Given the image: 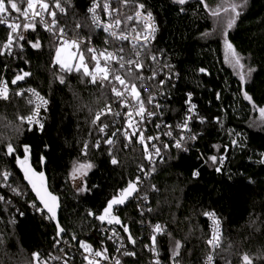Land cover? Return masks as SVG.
Instances as JSON below:
<instances>
[{
  "label": "trees",
  "instance_id": "obj_1",
  "mask_svg": "<svg viewBox=\"0 0 264 264\" xmlns=\"http://www.w3.org/2000/svg\"><path fill=\"white\" fill-rule=\"evenodd\" d=\"M93 2L67 0V14L62 22L72 35L75 31L79 37H103L94 28L81 27L78 31L75 27L77 23L91 24L88 8ZM138 2L145 5L144 11L151 12L158 24L157 36L147 55L161 58L178 78L168 104L167 120L181 122L188 93L193 94L197 105L192 126V132L197 134L196 142L187 153L173 147L168 149L165 160L156 166L144 187L153 208L148 218L150 224L159 223L166 229L157 236L163 264H172L170 257L176 241L182 244L176 257L179 264L203 263L210 252L207 244L210 227L205 212H214L223 223L215 264H243L244 254L253 258L254 264H264V260L256 259L264 252V125L260 129L251 127L259 108L264 107V0H250L228 31V40L236 52L255 69L243 87L225 63L223 42L215 36L217 17H212L199 0H189L183 6L173 0ZM205 2L209 9H215L221 0ZM135 10L129 6L121 12L125 17ZM7 35V30L0 26V45ZM37 39L41 42L40 49L25 42L26 49L12 59L0 55V78L5 71L9 82L18 72L31 73L17 88L9 84V100H0V139L13 145L31 146L33 167L38 172L45 170L51 192L61 201L60 224L66 229L61 243L66 239L76 243L77 240H72L76 236L96 249L110 250V243L98 233L108 224L89 216L88 212L99 214L117 190L136 176L138 165L144 162L142 146L124 148L123 137L118 135V140L115 137L113 154L120 162L117 166L110 163L109 146L103 143L100 149L92 148L87 156L81 155L85 141L94 144L101 138L91 123L95 114L107 105H117L116 99L106 82L91 84L90 78L81 73L60 72L54 63L53 39L41 31L28 34L27 40ZM87 60L90 61L89 56ZM201 68L207 71L202 73ZM61 75L65 79L63 84L58 79ZM24 87L36 89L49 103L43 130L29 131L30 126L19 119L31 114L25 96L12 94ZM243 91H247L251 101L244 98ZM233 140L238 143L233 145ZM213 155L218 160L223 156L224 164L208 160ZM87 162L94 165L83 179L88 190L79 192L78 185L70 178L71 171L76 164ZM217 167L221 171H216ZM4 170L13 173L15 184L24 188L16 160L4 155L0 145V172ZM194 171L199 175L194 176ZM3 183L0 180V194L10 198L11 204L0 202V236L3 237L0 264H34L33 253H40L43 258L57 256L62 244L56 245V227L30 207L34 199L30 189L23 196H13ZM153 185L158 191H153ZM117 214L137 241L130 244L123 228L111 225L126 240L127 250L136 253L125 259L124 264L149 262L145 250L149 240L141 227L143 220L137 204L129 202ZM69 264L88 262L74 252Z\"/></svg>",
  "mask_w": 264,
  "mask_h": 264
},
{
  "label": "snow or ice",
  "instance_id": "obj_2",
  "mask_svg": "<svg viewBox=\"0 0 264 264\" xmlns=\"http://www.w3.org/2000/svg\"><path fill=\"white\" fill-rule=\"evenodd\" d=\"M177 5L183 6L189 3V0H173ZM247 0H233L228 7H217L215 9H209V6L205 2V0H199V3L204 6L205 9L209 10L210 15L212 17H219L221 15V11L225 14L231 13L228 16L226 28L222 30V36L224 39V43L226 48L229 51L231 60L239 66L240 69L244 68V64L241 63V57L236 52L235 48L228 40V31L232 29L238 17L241 15L240 9L246 4ZM25 0H0V24H6L9 29V33L5 39V41L0 45V55H15L13 51L14 46L23 47L21 42H26L30 44V46L34 49L41 48V42L39 39L35 41L27 40L24 32L29 30L36 31V23L34 22L35 17H40L39 23L42 24L46 31L52 33L56 37V49H55V65L59 66V71L62 73L75 71L77 73H81L83 77H89V83L96 84L98 81L103 85L105 81L111 85V92L114 95L116 101L118 102L121 109H126L123 113L121 112H112L111 105H107L106 108L100 112L95 114L94 119L91 121L93 125H97L98 121H101L102 115H115L121 116L123 115L125 118V126L121 129L118 128L110 135L106 132L108 125L106 123L101 122L98 125V134H103L100 139H97L94 144H89L85 141L81 147V155L87 156L89 151L92 148L100 149L102 143L104 145H108V153L110 157V163L114 166L119 165V160L113 154V148L115 147L118 134H121L125 140L123 145L124 148H128L130 145L134 143H139L142 145V161L138 167V175L134 178H130L126 181V185L117 190L116 194H114L103 207L102 211L97 214L93 211H89L88 215L94 217L96 220L101 223H107L108 225L116 224L120 225L123 228L124 233L127 234V241L135 245L136 239L133 234L130 232L127 224H124L117 214V210L121 206H125L131 199L143 200L147 201V194L141 195L140 188L143 184V179L151 176L156 171V165L158 163L163 162L164 157L162 156V150H167L170 147H175L176 149H181L187 151V148L184 147V143L187 140H195L197 138V134L192 132L190 128V122L194 119V109L196 105L191 102L192 94H187V99L185 103L189 106L187 109V113L182 122L175 125V129L177 130L176 135L174 136L173 126L172 125H164L168 129V131L164 132L163 135L173 137L174 143L170 146L168 143H160V146H157L154 141H160L161 137L159 135L152 136L146 135V129L144 128V124L146 120H151L152 117H158V113L148 110L145 107L144 101L141 99V93L139 88L137 87L136 81H139L141 87L144 85L145 77L139 75L138 73L142 70L145 65L139 59L142 54H145L149 51L148 45L151 40L154 39V33L156 31V27L150 21L152 20V13L146 12V14L142 15V10L145 9V5L143 3H139L138 0H94L93 7L89 9L91 13V24H80L77 23L75 25L76 29L81 27H89L90 29H102L109 37L110 40L106 41V43H116V47L113 51H108L107 48L103 50H97L94 47L87 46L85 44L84 48L81 49V41L79 37V33H73L75 38L68 39V33L65 30V27L59 24L57 19L58 12L60 14H66V6L67 0H54V4L50 6L49 3H46L45 0H26V7L21 8V4H24ZM115 3L117 5L116 8L112 7V4ZM37 4L39 5V9L37 10ZM134 7L135 14L128 15L124 17V28L121 29L120 25L122 23V19L120 16V7ZM100 9V13L97 12V9ZM181 11L184 9L181 8ZM17 13L19 16H23L24 23L21 25L19 22H16L17 18L12 17V13ZM31 12V18L29 13ZM42 13H46L49 17H51L50 21H46L42 15ZM101 13L104 16L108 17V20L102 21ZM12 19L13 22L7 23L9 19ZM127 21H135L137 25L142 24V29L138 30L136 26H133L131 29L128 28ZM23 31H20V29ZM131 33H135L134 36H131ZM207 35V33H205ZM131 36V39H130ZM129 41L132 45V49L135 53V59L128 58L125 59V48L123 47V42ZM69 50H75L74 53L70 52L69 58L65 59L62 57V53ZM86 54H90V61H94V66L90 70L89 64L85 62ZM69 59L72 61H76L74 63H70ZM101 59H103L104 63L101 64ZM151 59L158 64V59L156 55H152ZM115 61L119 67L111 68V62ZM164 67L170 68V65H164ZM124 71L128 79L122 78L120 72ZM200 72H206L207 70L204 68L199 69ZM255 71V69L248 67V75ZM111 72L112 79H109V74ZM31 75L30 72L21 71L14 74L13 79L9 82L5 77L0 78V100L8 101L9 100V84L15 86L18 82L25 80V78ZM158 73L153 70L151 77L147 79L155 80ZM61 84L65 83L64 76L61 75L58 77ZM172 77L169 75L167 80H171ZM241 81V85L246 83L245 75L241 74L239 77ZM160 85H164L166 83L165 80L159 81ZM130 90V93H129ZM32 93L33 96L39 101L38 103L29 99V103L33 104V111L27 117H20L21 121L26 120L29 125H39L40 130H43V123L40 120V112L43 107L46 110V105L48 101L40 95L35 89L27 90ZM13 95L22 96L24 95V90L14 91ZM244 98L251 101V97L248 95L247 91H243ZM154 97H148V103L151 104ZM217 99H220V94H217ZM156 108H160V105L157 103L154 105ZM259 113L262 117H264V107L259 108ZM135 117H139V119H135ZM2 119V117H0ZM217 122H219V118L217 117ZM200 122L203 123V118H200ZM157 129L161 128V124H155ZM29 131L32 130L30 127ZM113 137H117V140H114ZM237 142L235 140L232 141V144L235 145ZM0 145H3L4 155L13 157L17 165L23 172V179L26 181L24 188L22 189L20 185L15 184V178L13 173L10 171L4 170L0 172V180H2L3 187H6L10 190L13 196H23L26 194V189L31 188L32 192L35 193V198L32 200L30 207L35 209L36 212L40 213L41 216L46 219L55 222L56 224V232L57 236L61 237V239L56 240V245L58 246L62 242V234L66 232V229L60 224L58 219V210L60 208L59 198L54 195L53 192L48 190L46 185V177L43 171L37 172L35 168L31 167L30 154H31V146L30 145H13L12 143H5L3 139H0ZM218 147V146H214ZM22 148V154L20 149ZM159 158V159H157ZM224 157H218L213 155L208 158L213 164L219 162L221 165L223 164ZM264 162V161H262ZM44 163V158L41 157V164ZM94 165L91 162L87 163H78L71 173V179L75 182L77 179H80L87 175V171L90 170ZM216 171H221L220 167L216 168ZM194 176L199 175L198 171L193 172ZM11 180V182H9ZM153 191H158L155 185L152 186ZM86 183L81 180V183L77 186V191L83 192L87 191ZM0 202H4L5 204H11V199L5 197L0 194ZM139 207V206H138ZM153 209L148 207L146 209L140 208V215L144 216L145 212L151 213ZM23 215V213H20ZM206 217H212L214 224V231L211 237L207 240V244L215 249L219 247L220 242V229H219V219L216 217L214 212H205L203 213ZM143 223V221H141ZM152 232L150 234V245H145L148 247L151 252L158 256L157 249V234L165 233L166 229L163 225L156 223L154 225H150ZM112 236H109L108 239H112L113 236L117 235L116 230L111 229ZM72 240H77L79 247L84 250L85 253L92 252L91 245L79 241L76 236H72ZM3 242V237L0 236V243ZM67 243V241H63ZM123 248V245L121 246ZM182 244L180 241H176L174 243V247L171 253V261L172 264H179V261L176 257L180 254V249ZM120 249H118L119 251ZM58 251L64 252L63 248H58ZM107 249H101L98 251H94L93 255L96 258H102L103 260H109L107 255ZM122 255L124 256H135L136 253L134 251H129L126 248L123 249ZM33 258L37 261V264H48L49 260L54 261H62V264H69L68 261V253H64L63 257L52 256L49 255L47 258L41 257L40 253H33ZM256 259L264 260V252L258 254ZM85 260H87L88 264H100L99 260L90 259L87 255L85 256ZM243 264H254L253 258H250L248 254H244L242 256ZM115 264H120V259L116 258ZM156 264H159V260L156 261ZM207 264H214V257L212 254L207 256Z\"/></svg>",
  "mask_w": 264,
  "mask_h": 264
},
{
  "label": "built area",
  "instance_id": "obj_3",
  "mask_svg": "<svg viewBox=\"0 0 264 264\" xmlns=\"http://www.w3.org/2000/svg\"><path fill=\"white\" fill-rule=\"evenodd\" d=\"M45 2L46 3H49L50 6H52L54 4V0H45ZM93 3L88 8V15L90 17V21H91V13L89 12V9L93 7ZM20 6H21V8H25L26 7V0H25V3L24 4H21ZM112 7L113 8H116L117 5L115 3H113L112 4ZM128 7H123V6L120 7V16H121V19H122V23L120 25V28L121 29L124 28V22H123L124 21V17H123V13L121 11L124 8H128ZM38 9H39V5L37 4V10ZM100 11L101 10L98 8L97 9V12L100 13ZM57 12H58L57 19L59 21V24L61 26L65 27V30L68 33L67 38L68 39L75 38L74 35L71 34V32H70L69 28L67 27V25L62 22V20L66 17L67 11H66V14H60L58 10H57ZM134 14H135V11L133 13H131V14H127L126 16H128V15H133L134 16ZM144 14H146V12L144 10H142V15H144ZM42 15H43V17H44V19L46 21H50L51 20V17H49L46 13H42ZM29 16L31 18V12L29 13ZM12 17H16L17 18L16 22H19L21 25H23V23H24L23 16H19V14L13 12L12 13ZM101 19H102V21H106V20H108V17L107 16H104L103 13H101ZM39 20H40V17H35L34 18V22L36 23V31L29 30L27 32H24V35H25L26 39L28 38V34L29 33H35L37 31H41V32L45 33L47 36L51 37L53 39V41L55 42V44H56V37L52 33L46 31L45 28H44V26L39 23ZM11 22H13V20L10 18L7 21V23H11ZM150 22L155 25L156 31L154 33V39L151 40L150 44L148 45V48H150L152 46V44L154 43L155 38L157 36V32H158V24H157L155 18L153 17V15H152V20ZM127 24H128V28L129 29H131L133 26H136L138 28V30H140L143 27L142 24L137 25L135 21H127ZM0 26L3 27L4 29H6L7 32L9 33V29L7 28L6 24H0ZM80 29L81 28H79L78 31H80ZM20 31H23L22 27H21ZM95 31L98 34H101L103 37L98 38V39H94V36L93 37L81 36L80 37L81 49H83L84 46H85V44H87V46L94 47L97 50H103V49L107 48L108 51H113L114 48L116 47V43H118V42L106 43V41H109L110 40V37L102 29H95ZM134 35H135V33H131V36H134ZM131 36H130V39H131ZM21 44H23V47L22 48L20 46H14L13 47V51H14L15 55L19 51L26 49V46L24 45L25 42L22 41ZM123 47L125 48V53H126L125 59L126 60L128 58H130V57L133 58V59L136 58L135 57V53H134V51L132 49V45H131V43L129 41H124L123 42ZM74 52H75V50H72V53H74ZM15 55H6V57L8 59H12L13 57H15ZM88 56L90 57V54H86V59L88 58ZM139 59L143 62V64L145 65V67L142 70H140V72L138 74L146 78L145 79V82H144V85L142 87H141L140 82L139 81H136L137 87L139 88L140 93H141V99L144 101L145 107L148 110H151V111H154V112H157L158 113V117H152L151 120H146L145 121V124H144V128L146 129L145 134L146 135H152V136L159 135L161 137V140L160 141H154V143H156L157 146H160V143L161 142L168 143L171 146L174 143L173 137H169V136L163 135V133L166 132V131H168V129L166 127H164V125H166V124L167 125H172L173 126V131H174V136H175L176 135V132H177V130L175 129V125H177L178 123H180V122L172 123V122L168 121L167 118H166V114L169 111V105L168 104H169V101L171 100V98L173 96V90L175 89L176 84L178 83V78H177V76L175 74L172 73V71H171L170 68L164 67V65H167V64H165L162 61L161 58H157L158 59V64H157V62L153 61L151 59V56L147 55V53L142 54ZM103 63H104V61H103V59H101V64L103 65ZM110 67L111 68H118L119 65L115 61H113V62H111ZM153 70L157 71V73H158L157 77L155 78V80L147 79L148 77H151ZM120 74H121L122 78L128 79L127 76H126V73L123 70L120 72ZM169 75H171V77H172L171 80H167V77ZM5 76H6V71H5L4 75L2 76V78L5 77ZM109 79H112L111 72L109 74ZM160 80H165L166 83L164 85H160V83H159ZM105 82L108 84L107 81H105ZM109 86L111 87V85H109ZM29 89H34V88L24 87L21 90H24V96H25L26 101H27L29 107L31 108V112H32L34 105L33 104H30L28 102L29 99H31V100H33V101H35L37 103L39 101L36 99L35 96L32 95L31 92L27 91ZM129 93H130V90H129ZM9 95H10V92H9ZM149 96L154 97V99H153V101H152L151 104L148 103V97ZM42 97H44V96H42ZM187 98L188 97H186V99ZM191 102L196 105V103L194 101L193 94H192V97H191ZM116 103H117V105L111 106L113 113H115V112H121V113H123L124 111H126V109H121L120 108V106H119V104H118L117 101H116ZM157 103L160 105V108L154 107V105L157 104ZM185 107H186V113H187V109H188L189 106L186 103H185ZM105 108H103L102 110H104ZM48 112H49V103H47V105H46V110H44L43 107L41 108L40 120H41V123H43V125H44V121L46 119V116H47ZM186 113H185V115H186ZM185 115H184V117H185ZM196 115H197V105H196V108L194 109V119L190 122V125H189L191 129H192L194 120L196 118ZM184 117H183V119H184ZM135 119L138 120L139 117H135ZM183 119L181 120V122L183 121ZM101 122L106 123L108 125V128L106 129V132L109 135L111 134V132H110L111 129H113V132H114L116 129H118V128H121L122 129L125 126V118H124L123 115H121V116H115V115H111V114L102 115L101 116V121H98L97 122V125H94V127L97 130V132H98V125ZM25 123L28 126H30L31 128H37L38 130H40L39 125H36V124L29 125L26 120H25ZM157 123L161 124V128L160 129H157L155 127V124H157ZM99 135L102 136L103 134H99ZM118 135H120L121 137H123L121 134H118ZM114 138L115 137H113V139ZM123 141L125 143L124 138H123ZM195 142H196V139L195 140H187V141H185L184 147L187 148V151H184V150H182V151H184L186 153L189 152L190 149H191V146ZM135 144H139V143H134L133 145H130L129 147H133ZM173 148H175V147H173ZM167 150H162V153H161L162 156L164 157V160H165V157H166ZM179 150H181V149H179ZM157 159H159V158H157ZM224 162H225V160L223 159V164H224ZM144 163L146 164V162H144ZM138 174L139 173L137 171V174L136 175H138ZM150 177L151 176H148V177H146V178L143 179V184H142V186L140 188L141 195L145 194L144 187H145L146 182L150 179ZM147 196H148L147 201L137 200V199H133L132 201H130V202H135L137 204V208L139 210V214H140V208L146 209L148 207H151L150 206V197H149L148 194H147ZM152 214H153V211L151 213L145 212L144 216H141L140 215L141 218H142V220H143V223H141V227H143V229L146 232V235L148 237V240H149V243L147 245H150V234L152 232V229L150 227L151 224H150L148 218ZM206 220L209 223V227H210V237H211V235H212V233L214 231L213 219H212V217H206ZM219 222H220V224H219L220 236L222 238V234H223V223H222V221L220 219H219ZM111 229H113V227H111V225H107V226L101 227L98 230V233L104 239H106L107 242H109L110 245H111V247H112L110 250L107 251V255L109 257V260H103L102 258H96V257H94V255H93L94 251H98V250H101V249H96L95 246L92 243H89V242L83 241V240H82L83 242L91 245L92 252L85 253L84 250L79 247L78 242L75 243V242L70 241L69 239H66L65 241H67V243H64V242L61 243L62 244L61 245V248L64 249V252H60L57 256L63 257L64 256V253H68V261H70L73 258L74 252H77V253L80 254V256L84 260H85V256L87 255L90 259L99 260L100 261V264H115L116 258H119L120 259V264H124V260L127 259V258H129V256L122 255L123 249L124 248H126V249L128 248L127 247L126 240L121 235V233H119L115 228L114 229L116 230L117 235L116 236H113L112 239H108L109 236H112ZM159 235L160 234H157V236H159ZM221 238H220V241H221ZM219 244H220V242H219ZM122 245H123V248L121 247ZM217 248L212 249L210 247V252H209V254H212L213 257H214V264H215V252H216ZM103 249H105V248H103ZM118 249H120V250L118 251ZM157 249H158V256L156 254H154L153 252H151L148 247H146L145 250H146V252L148 253V255L150 257L149 258V262H147V263H141V264H156V261L157 260H159V264H163V259L161 257V252H160L158 246H157ZM207 256L203 260V263L202 264H207ZM85 261L87 262V260H85ZM34 264H37V261H35ZM48 264H62V261L49 260L48 261Z\"/></svg>",
  "mask_w": 264,
  "mask_h": 264
},
{
  "label": "rangeland",
  "instance_id": "obj_4",
  "mask_svg": "<svg viewBox=\"0 0 264 264\" xmlns=\"http://www.w3.org/2000/svg\"><path fill=\"white\" fill-rule=\"evenodd\" d=\"M249 1L250 0H247L246 4L243 6L242 9H240L241 12H243L246 7L248 6L249 4ZM233 2V0H221V3H220V6L221 8L223 7H228V5ZM237 2H239V0H237ZM231 13H228V14H225L223 11H221V15L217 18L214 19L215 21V33L217 37H219L222 42H223V51H224V58H225V63L226 65L234 72V74L237 76V77H240L241 74H244L245 75V80H249V78L251 77V75H248V62L246 59H244L243 57H241V63L244 64V68L243 69H240L239 66H237L230 58V54H229V51L228 49L226 48V45L224 43V39H223V36H222V30H224L226 28V23H227V19H228V16L230 15ZM230 30V29H229ZM227 30V31H229ZM70 52H72V50H69V51H65L62 53V57L65 58V59H68L69 58V54ZM56 54V53H55ZM54 61H55V55H54ZM69 62L70 63H74L76 61H72L69 59ZM85 62L89 64V68L90 70L93 68L94 66V63L91 62V61H88L86 58H85ZM252 74V73H251ZM264 125V117H262L259 113V111L257 112V117L255 120L252 121V124H251V127L253 129H260L262 126ZM236 141V140H235ZM238 143V140L236 141ZM77 165V164H76ZM75 165V166H76ZM74 166V167H75ZM73 167V169H74ZM73 169L71 171V173L73 172ZM91 170V169H90ZM90 170L87 171V174L90 172ZM87 176V175H86ZM86 176L80 178V179H77L74 183L76 185H79V183L81 182V180H83ZM73 181V180H72Z\"/></svg>",
  "mask_w": 264,
  "mask_h": 264
},
{
  "label": "water",
  "instance_id": "obj_5",
  "mask_svg": "<svg viewBox=\"0 0 264 264\" xmlns=\"http://www.w3.org/2000/svg\"><path fill=\"white\" fill-rule=\"evenodd\" d=\"M20 84H22V82H18V84L17 85H15L14 87L15 88H17ZM29 163L31 164V167H33V161H32V157L30 156V161H29ZM19 167V166H18ZM34 168V167H33ZM19 170H20V172H21V174H22V176H23V172H22V170L20 169V167H19ZM44 173H45V177H46V185H47V187H48V190L49 191H51L50 190V186H49V180H48V177H47V175H46V172H45V170L43 169L42 170ZM38 172V171H37ZM25 182V184H26V181H24ZM29 189H30V191H31V193H32V195H33V197L35 198V193L34 192H32V190H31V188L29 187ZM55 195V194H54ZM59 198V197H58ZM133 199H131L130 201H132ZM129 201V202H130ZM128 202V203H129ZM59 203H60V208H59V210H58V219H59V222H60V212H61V201H60V198H59ZM128 203L125 205V206H121V207H119L118 208V210H121V209H124L127 205H128ZM53 224H54V226L56 227V224H55V222H53V221H51ZM104 224H107L106 222L104 223ZM112 225H115L116 226V224H112ZM65 234H66V232L64 233V234H62V238L65 236ZM58 237V236H57ZM59 239H61V237H58Z\"/></svg>",
  "mask_w": 264,
  "mask_h": 264
}]
</instances>
